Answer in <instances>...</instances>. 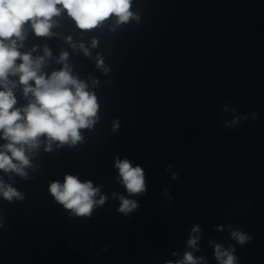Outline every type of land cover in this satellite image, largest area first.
I'll return each instance as SVG.
<instances>
[{
  "label": "clouds",
  "instance_id": "9594fccd",
  "mask_svg": "<svg viewBox=\"0 0 264 264\" xmlns=\"http://www.w3.org/2000/svg\"><path fill=\"white\" fill-rule=\"evenodd\" d=\"M130 6L131 0H0V84L5 85V90L0 91V138L8 141L4 148L11 153L9 156L6 152H0V169L24 176L23 167L29 165L24 145L35 147L42 135L61 143L69 140L76 143L81 139L79 129L92 126L99 107L95 95L86 91V85L68 70L53 72L47 78L38 74L43 58L34 61L30 54H21L17 50L16 40L10 38L22 39V26L28 21L32 22L37 36L49 35L53 27L51 18L59 16L62 10H66L82 30L96 28L113 15L118 18V23L127 22L133 16ZM6 40L9 42L5 43ZM95 44L93 40V46ZM49 54L45 49V55ZM17 58L22 61L18 66L15 64ZM66 58L67 53H62L60 59ZM9 74L19 75V82L25 86V96L32 93L34 97L23 109L14 108L16 99L12 90L7 88ZM29 81H34L35 86L30 85ZM13 160L19 164L13 163ZM115 167L129 193L145 190L140 166L133 167L128 159H117ZM49 191L60 204L77 216L90 215L94 204H103L106 199L101 196L99 201L94 200L99 188L93 187L91 181L81 182L72 175H66L63 184L52 182ZM0 194L8 200L22 198L15 189L8 187L5 190L3 185H0ZM120 199V212L126 214L137 207L134 201L123 196ZM192 231L198 232L199 228H193ZM231 235L240 244L251 239L239 231ZM196 242V238L188 241L190 246ZM214 255L219 264H236V258L228 250L221 251L219 245L215 246ZM199 260L191 252H186L183 260L177 264H199Z\"/></svg>",
  "mask_w": 264,
  "mask_h": 264
}]
</instances>
